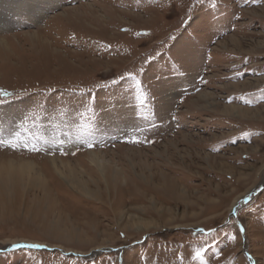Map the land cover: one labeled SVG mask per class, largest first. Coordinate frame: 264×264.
Here are the masks:
<instances>
[{"label": "rangeland", "instance_id": "1", "mask_svg": "<svg viewBox=\"0 0 264 264\" xmlns=\"http://www.w3.org/2000/svg\"><path fill=\"white\" fill-rule=\"evenodd\" d=\"M57 1L0 26V264H264V0Z\"/></svg>", "mask_w": 264, "mask_h": 264}, {"label": "bare ground", "instance_id": "2", "mask_svg": "<svg viewBox=\"0 0 264 264\" xmlns=\"http://www.w3.org/2000/svg\"><path fill=\"white\" fill-rule=\"evenodd\" d=\"M28 1V0H27ZM11 2V3H7V6H1L0 5V26H4V20H10L9 18L11 17V14L15 13V15H17L16 13L18 11H26L28 13H30L29 15H31V17H40V15H43V12L48 10L50 7H57L58 1L54 0L51 2H48V0H41L40 2L37 0H29L28 2ZM37 3L36 7H34L33 5H29L28 3ZM28 4V5H27ZM61 4V3H60ZM39 5H43V6H39ZM50 6V7H49ZM5 7V8H4ZM18 7L20 10H18ZM71 9V8H70ZM73 10V9H72ZM7 11V12H6ZM12 14V15H13ZM14 17V16H13ZM229 43L232 46H237L238 48L241 47L240 43L238 42V40L230 38ZM225 42H219V45L223 48L225 47ZM237 86V85H235ZM245 86V85H244ZM214 98L212 97L211 94H198L195 104L197 103H201L206 104L207 106H213L214 103ZM223 110L225 111V113H231L233 115H237L240 117H247L250 114H253L251 112L253 111H246L245 109H241V108H237L234 106H224ZM257 112H254L253 116L256 115ZM94 156V155H93ZM264 184V176L262 178V181L259 183L258 187H261ZM247 196V195H246ZM246 196L241 197L240 199H238L237 201H235V203H233V208L235 209L237 206H239L240 203H242L244 200L247 199Z\"/></svg>", "mask_w": 264, "mask_h": 264}, {"label": "snow or ice", "instance_id": "3", "mask_svg": "<svg viewBox=\"0 0 264 264\" xmlns=\"http://www.w3.org/2000/svg\"><path fill=\"white\" fill-rule=\"evenodd\" d=\"M117 82L116 81H113V84H116ZM12 93H9V92H6V91H3V90H0V98H4V97H9L11 96ZM0 102H2V99H0ZM10 147H15V145H9ZM30 151H38L39 149L35 148L34 146L29 149ZM199 231L201 233H204V230L203 229H199ZM241 232L244 231L243 228L240 229ZM236 237L233 236L232 237V240L235 241ZM16 248H40L42 247V245H39V244H25V245H16L15 246ZM201 256V253L199 251L196 252V257L199 258Z\"/></svg>", "mask_w": 264, "mask_h": 264}, {"label": "water", "instance_id": "4", "mask_svg": "<svg viewBox=\"0 0 264 264\" xmlns=\"http://www.w3.org/2000/svg\"><path fill=\"white\" fill-rule=\"evenodd\" d=\"M232 212H234V211H232Z\"/></svg>", "mask_w": 264, "mask_h": 264}]
</instances>
